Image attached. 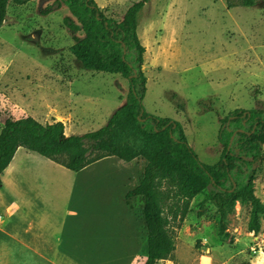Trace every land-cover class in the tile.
<instances>
[{"label":"rangeland","instance_id":"1","mask_svg":"<svg viewBox=\"0 0 264 264\" xmlns=\"http://www.w3.org/2000/svg\"><path fill=\"white\" fill-rule=\"evenodd\" d=\"M140 1L96 0L106 16L117 21ZM55 2L32 0L23 6L12 2L8 6L7 20L0 28V131L8 118L31 116L50 124L66 121L71 115L67 133L85 135L104 127L126 102L128 79L121 74L88 71L76 60L71 52L75 41L65 23L71 13L64 5L56 7ZM138 34L146 48L145 111L176 121L200 161L218 163L223 153L218 141L221 120L236 109L264 107V0L254 7L234 8H229L226 0H151L139 14ZM69 91L74 93L70 97ZM58 92L71 99L67 97L61 113L55 104ZM18 162L17 157L5 175L6 184ZM36 163L33 160L24 168L19 180L23 188L51 183L43 176L50 166ZM145 165L143 159L127 163L106 157L76 173L72 209L85 213L81 223L89 239L84 253L74 249V260L121 264L118 260L124 256L119 248L122 235L133 227L125 220L131 214L139 239L125 242L136 247V264L145 263L148 233L142 218L144 201L126 198L143 179ZM125 168L129 173L124 176ZM258 170L255 194L264 203V147ZM2 194L0 191V223L8 220L9 195L5 198ZM202 198L194 200L193 211L176 229V248L186 253L184 262L192 263L206 254L216 264H230L232 256L239 253L251 264H264V217L259 230L263 236L256 241L248 235L249 209L238 203L230 216L231 238L222 242L217 235L215 206L209 203L205 215L198 217ZM17 210L13 207L9 214L14 216ZM258 243L261 248L256 247ZM33 264L42 263L34 256Z\"/></svg>","mask_w":264,"mask_h":264},{"label":"trees","instance_id":"2","mask_svg":"<svg viewBox=\"0 0 264 264\" xmlns=\"http://www.w3.org/2000/svg\"><path fill=\"white\" fill-rule=\"evenodd\" d=\"M31 1L0 0V28L7 20L11 2L23 6ZM150 1L134 3L123 20L117 21L107 17L96 0H56V7L64 5L71 13L65 23L75 41L71 52L76 60L88 71L121 74L129 80L130 90L125 104L104 127L83 136H66L65 125L58 121L43 124L31 116L8 118L0 131V188L4 171L19 148L76 173L106 157L128 163L143 159V179L126 198L140 197L144 201L142 218L148 233L144 264H158L175 260L176 229L181 228L200 195L198 217L205 215L209 203L215 206L217 235L222 242L231 238L230 216L238 203L249 209L248 232L256 234L260 230L264 203L255 194V181L263 158L264 107L236 109L221 120L218 141L223 153L214 165L200 161L180 124L148 114L143 105L147 93L143 70L146 48L138 27L139 14ZM258 1L226 3L229 8L254 7ZM79 32L83 36H78ZM230 264L251 262L238 256Z\"/></svg>","mask_w":264,"mask_h":264},{"label":"crops","instance_id":"3","mask_svg":"<svg viewBox=\"0 0 264 264\" xmlns=\"http://www.w3.org/2000/svg\"><path fill=\"white\" fill-rule=\"evenodd\" d=\"M58 94L55 104L58 106L57 111L61 113L63 109L65 110V100L74 93L69 91L67 97L64 96V93L58 92ZM64 119L66 121L61 122L65 125L66 136H78L75 131L67 133V122L72 123V116ZM22 149H18L2 176L3 186L0 191H3L2 195L5 198L7 195L9 197L8 200L6 199L8 220L0 223V264H33L34 256L38 257L39 263L42 264H81L72 257L74 249L78 248L81 253L85 252L89 239L86 226L81 223L85 213L81 212L80 214L79 211L72 209V200L79 174L38 153L27 149L26 152H22ZM17 157L19 162L10 175L9 183L6 184L5 175L10 171V167ZM33 160L38 162L36 164L46 163L50 166L47 173L44 171L43 175L44 178L48 177L49 182L51 181L48 186L31 187L29 185L30 188L21 186L20 176L23 175L25 167L33 164ZM124 171L126 172L124 173L122 170L124 176L129 173L127 168ZM13 207H18V210L12 214L14 216H11L9 212ZM125 220L129 226L133 227H129L131 229L129 234L122 235L123 243L119 248V253L124 257L118 262L136 264L138 260L136 247H130L125 241L139 239L138 232L136 233L138 227H134L136 223L133 215L129 214ZM4 224L5 226H3ZM248 235L253 236L256 241H259L263 236L259 231L256 234L249 233ZM236 241L238 242L239 239ZM209 252L208 249L207 253ZM185 254L184 250L176 248L175 261L164 260L158 264H216L215 259L206 254L201 255L192 263H187L184 262ZM238 256H240L239 253L232 256V260ZM176 261L177 263H175Z\"/></svg>","mask_w":264,"mask_h":264},{"label":"built area","instance_id":"4","mask_svg":"<svg viewBox=\"0 0 264 264\" xmlns=\"http://www.w3.org/2000/svg\"><path fill=\"white\" fill-rule=\"evenodd\" d=\"M256 247L261 248V247H262V244H261V243H258ZM252 251H253L254 253H256V252H257V249H256L255 247H253V248H252Z\"/></svg>","mask_w":264,"mask_h":264},{"label":"water","instance_id":"5","mask_svg":"<svg viewBox=\"0 0 264 264\" xmlns=\"http://www.w3.org/2000/svg\"><path fill=\"white\" fill-rule=\"evenodd\" d=\"M233 140H234V136H233L232 139H231V144H232Z\"/></svg>","mask_w":264,"mask_h":264}]
</instances>
